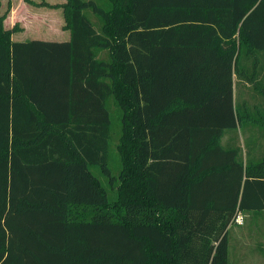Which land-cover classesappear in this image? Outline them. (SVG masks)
Wrapping results in <instances>:
<instances>
[{"label": "trees", "instance_id": "1", "mask_svg": "<svg viewBox=\"0 0 264 264\" xmlns=\"http://www.w3.org/2000/svg\"><path fill=\"white\" fill-rule=\"evenodd\" d=\"M66 1L40 6L68 41L0 14V264H231L237 215L264 212V102L235 95L264 98V0ZM238 128L260 155L223 145Z\"/></svg>", "mask_w": 264, "mask_h": 264}, {"label": "rangeland", "instance_id": "2", "mask_svg": "<svg viewBox=\"0 0 264 264\" xmlns=\"http://www.w3.org/2000/svg\"><path fill=\"white\" fill-rule=\"evenodd\" d=\"M88 1V0H87ZM98 4L110 8L112 4L109 0H96ZM48 3L51 5H63L66 0H2V9L0 14L9 13L8 18L5 21V27L10 29L17 22L24 32L16 33L13 35L14 41H30V40H44V41H68L70 39V32L63 29L66 24L64 18V9L61 8H46L40 6L42 3ZM16 6L15 19L12 23V11ZM96 30L101 32L100 19L91 13L87 12ZM12 20V21H11ZM11 21V22H9ZM11 23V24H10ZM11 25V26H9ZM26 30V31H25ZM259 59V66L264 67V53ZM99 59L107 60L109 58L108 51H102L98 55ZM253 63V62H252ZM264 76V70L262 71ZM241 86L237 88V95L242 99ZM247 89V88H246ZM251 89V88H249ZM244 99H248V103L254 105L257 101L254 99L255 93L253 90L245 91ZM247 97V98H246ZM116 99H112L109 103V109L112 115V147H111V165L113 167L114 174L116 176L122 169L121 152L119 146L121 143V114L116 104ZM243 138V139H242ZM259 138L252 136L241 137V142L245 149L251 146L258 148L261 145ZM246 146V147H245ZM257 150V155H260L261 148ZM259 157V156H258ZM257 157V158H258ZM98 173V172H96ZM104 185L107 182L102 178ZM117 195V191H113L112 194ZM113 198V197H112ZM240 223L236 222L232 224L229 230V261L231 264H264V212L259 215L252 213H239ZM236 217V218H237Z\"/></svg>", "mask_w": 264, "mask_h": 264}, {"label": "crops", "instance_id": "3", "mask_svg": "<svg viewBox=\"0 0 264 264\" xmlns=\"http://www.w3.org/2000/svg\"><path fill=\"white\" fill-rule=\"evenodd\" d=\"M16 6H14L13 7V11H12V18H13V15L15 14V12H16ZM14 17H15V15H14ZM13 20V21H12ZM11 21H12V23L14 22V24L17 22H15V19L13 18ZM11 21H9V22H11ZM18 23V22H17ZM11 24V23H10ZM9 26H11V25H9ZM13 27V26H12ZM11 27V28H12ZM96 29V28H95ZM26 31V30H25ZM22 32H24V30L22 31ZM15 35V34H14ZM14 37V36H13ZM70 40V39H69ZM241 87H242V89H241V92L243 91L244 93H245V91H248V90H253L254 91V93H255V96H254V99L257 101V103H255L254 105H251L252 107H256L257 106V104H262V102H264V98L261 96V95H259L255 90H254V88H253V86H251V85H249V84H241ZM238 88V87H237ZM237 88H235V95L237 94ZM247 88V89H246ZM249 88H251V89H249ZM243 92L241 93L242 95H243V97H242V101H244V102H248V99H244V94H243ZM247 98V97H246ZM243 134H244V132H243ZM243 134H242V131H241V128H238V132H228L227 133V135L224 137V139H223V145L224 146H226L229 142H230V137L232 138V143L233 144H235L236 143V141H237V138H239V141H240V145L244 148V146H243V144H242V142H241V137H243ZM248 136H251V134H250V131L248 132V134H247ZM258 137H259V139L260 140H263L262 139V136H260L259 134H258ZM254 138H256V137H254ZM243 139V138H242ZM263 143V142H262Z\"/></svg>", "mask_w": 264, "mask_h": 264}, {"label": "built area", "instance_id": "4", "mask_svg": "<svg viewBox=\"0 0 264 264\" xmlns=\"http://www.w3.org/2000/svg\"><path fill=\"white\" fill-rule=\"evenodd\" d=\"M236 222H237L238 224L240 223L239 217L236 218Z\"/></svg>", "mask_w": 264, "mask_h": 264}]
</instances>
